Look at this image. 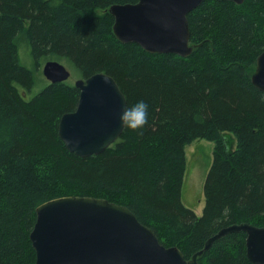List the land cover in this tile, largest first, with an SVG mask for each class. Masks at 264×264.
<instances>
[{
  "label": "trees",
  "instance_id": "trees-1",
  "mask_svg": "<svg viewBox=\"0 0 264 264\" xmlns=\"http://www.w3.org/2000/svg\"><path fill=\"white\" fill-rule=\"evenodd\" d=\"M136 1L0 0V264H34L35 209L66 196L126 206L185 259L204 250L198 264H251L244 232L204 246L231 225L264 227V93L250 79L264 51V0L202 2L187 15L185 58L117 40L108 9ZM21 43L36 67L65 60L82 79L111 76L126 106L149 104L147 124L124 127L98 155L70 153L58 123L79 91L48 82L26 100L35 82L18 61ZM201 139L214 150L196 216L180 191L185 147Z\"/></svg>",
  "mask_w": 264,
  "mask_h": 264
},
{
  "label": "water",
  "instance_id": "water-1",
  "mask_svg": "<svg viewBox=\"0 0 264 264\" xmlns=\"http://www.w3.org/2000/svg\"><path fill=\"white\" fill-rule=\"evenodd\" d=\"M204 1L137 0L112 5L108 12L113 18V34L121 43H135L148 53L185 58L192 52L187 15ZM42 74L51 84L70 77L57 61H46ZM250 79L264 93V51L258 55ZM74 87L79 90L77 106L60 117L58 136L70 153L87 158L102 153L122 134L125 126L119 117L126 99L116 81L104 73L76 80ZM237 232L245 233L248 261L264 264V227L228 226L208 240L204 249L213 240ZM29 241L34 264H198L204 251L185 259L177 247L161 245L126 206L88 196L60 197L39 205Z\"/></svg>",
  "mask_w": 264,
  "mask_h": 264
},
{
  "label": "rangeland",
  "instance_id": "rangeland-1",
  "mask_svg": "<svg viewBox=\"0 0 264 264\" xmlns=\"http://www.w3.org/2000/svg\"><path fill=\"white\" fill-rule=\"evenodd\" d=\"M19 63L29 69L33 73L34 86L25 93V99L29 100L37 95L47 84L48 80L42 74V67L47 61H40V66L36 67L32 58L30 57L26 46L21 43L17 50ZM60 64L70 72V77L63 82L74 86L76 80L82 77L76 72L73 66L67 62L58 60ZM231 137H228L226 143L231 142ZM234 146V143L232 144ZM214 142L207 140H195L190 145L185 147V173L180 191L182 204L191 209L196 216H201L204 207L203 185L206 174L213 160Z\"/></svg>",
  "mask_w": 264,
  "mask_h": 264
},
{
  "label": "clouds",
  "instance_id": "clouds-1",
  "mask_svg": "<svg viewBox=\"0 0 264 264\" xmlns=\"http://www.w3.org/2000/svg\"><path fill=\"white\" fill-rule=\"evenodd\" d=\"M119 118L129 129H143L149 119V104L143 99L137 100L130 107L126 106Z\"/></svg>",
  "mask_w": 264,
  "mask_h": 264
},
{
  "label": "flooded vegetation",
  "instance_id": "flooded-vegetation-1",
  "mask_svg": "<svg viewBox=\"0 0 264 264\" xmlns=\"http://www.w3.org/2000/svg\"><path fill=\"white\" fill-rule=\"evenodd\" d=\"M82 80H85V79H82ZM78 90V89H77ZM79 91V90H78ZM77 106V105H76ZM76 109V108H75ZM74 112V111H73Z\"/></svg>",
  "mask_w": 264,
  "mask_h": 264
}]
</instances>
